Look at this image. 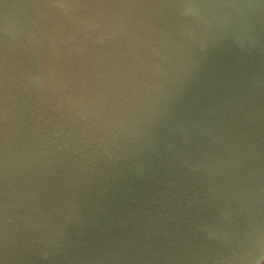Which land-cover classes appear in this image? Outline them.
I'll use <instances>...</instances> for the list:
<instances>
[{"label": "water", "instance_id": "1", "mask_svg": "<svg viewBox=\"0 0 264 264\" xmlns=\"http://www.w3.org/2000/svg\"><path fill=\"white\" fill-rule=\"evenodd\" d=\"M46 2L0 0V29L6 16L9 23H30L33 6ZM134 2L93 0L105 13ZM38 23L43 43L27 49L5 48L0 31V218L7 206L21 227L43 222L56 228L65 194L87 186L88 145L106 126L119 127L149 111L169 56L140 30H118L104 16L91 20L88 10L49 14ZM216 71L221 80H210L177 107L174 133L190 146L200 167L197 178L137 180L101 198L96 231L111 229L109 235L127 249L126 264H181L170 258L178 254L172 245L187 237L186 222L195 213L186 199L202 193L200 177L236 183L239 169L244 182H264V90L254 86L238 94L228 88V64L221 62ZM21 73H39V90L24 91L16 83ZM6 100L12 109L7 116ZM82 255L65 264H82ZM255 255L247 264H256Z\"/></svg>", "mask_w": 264, "mask_h": 264}, {"label": "clouds", "instance_id": "2", "mask_svg": "<svg viewBox=\"0 0 264 264\" xmlns=\"http://www.w3.org/2000/svg\"><path fill=\"white\" fill-rule=\"evenodd\" d=\"M36 19L3 24L5 48L43 43L38 21L49 14L88 10L89 19L104 16L118 29L140 30L168 53L167 66L154 84L159 92L149 111L119 127L106 126L93 142L86 188L68 190L58 206V226L43 222L21 227L6 210L0 218V264H65L83 253L82 264H126L127 249L109 233L97 232L103 218L100 201L114 190L137 180L158 183L179 175L197 178L200 171L192 150L177 137V107L205 84L222 76L216 69L228 64V88L246 94L254 86L264 90V0H135L114 6L109 13L93 0H48L33 6ZM82 22H88L84 20ZM16 83L39 90V73H21ZM5 115L12 110L5 101ZM239 163V161H236ZM240 182L218 184L200 177L202 193L188 196L194 211L186 222L185 240L174 242L181 264H247L253 253L264 261V182L253 186L234 169ZM112 220V219H109ZM113 225L112 227H116ZM222 249L217 256L207 253Z\"/></svg>", "mask_w": 264, "mask_h": 264}, {"label": "built area", "instance_id": "3", "mask_svg": "<svg viewBox=\"0 0 264 264\" xmlns=\"http://www.w3.org/2000/svg\"><path fill=\"white\" fill-rule=\"evenodd\" d=\"M260 264H264V261H262Z\"/></svg>", "mask_w": 264, "mask_h": 264}]
</instances>
